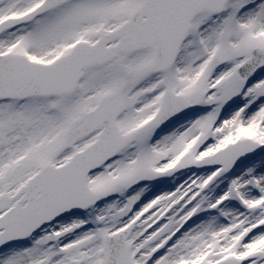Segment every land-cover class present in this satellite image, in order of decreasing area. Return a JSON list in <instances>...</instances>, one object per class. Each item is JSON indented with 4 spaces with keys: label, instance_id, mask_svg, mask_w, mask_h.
<instances>
[{
    "label": "snow or ice",
    "instance_id": "snow-or-ice-1",
    "mask_svg": "<svg viewBox=\"0 0 264 264\" xmlns=\"http://www.w3.org/2000/svg\"><path fill=\"white\" fill-rule=\"evenodd\" d=\"M0 264H264V0H0Z\"/></svg>",
    "mask_w": 264,
    "mask_h": 264
}]
</instances>
